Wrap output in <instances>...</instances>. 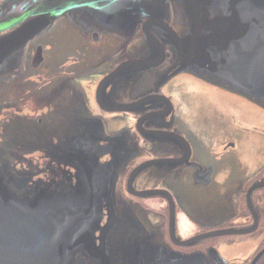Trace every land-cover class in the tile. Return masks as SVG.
<instances>
[{
  "label": "water",
  "instance_id": "obj_1",
  "mask_svg": "<svg viewBox=\"0 0 264 264\" xmlns=\"http://www.w3.org/2000/svg\"><path fill=\"white\" fill-rule=\"evenodd\" d=\"M27 7L21 0H9L0 8V112L10 107L12 78L19 75L6 72L8 63L18 67L19 50L56 20L78 15L87 22V17L94 21L104 16L102 23L114 30L133 24L132 36L140 14L148 16L144 31L151 51L138 61V72L158 73L153 92L161 93L168 73H187L264 109V0H46L35 10ZM170 21L175 27H169ZM40 59L35 58L36 66ZM134 65L128 63L127 69H136ZM142 77L143 87L153 78ZM103 85L97 98L105 109ZM152 95L138 100V113L143 114L139 128L149 143L176 135L147 127L155 106L168 107L164 113L169 110V98ZM80 102L77 123L70 121L72 110L56 101L48 105L47 116L24 122L14 115L5 122L0 141V264H242L214 248L176 250L165 237L166 216L133 199L123 185L131 171L130 193L168 198L173 235L178 231L175 199L159 189H131L137 176L169 160L136 166L143 151L133 128L112 135L104 120L90 118ZM150 104L155 112L147 115ZM40 148L45 149L44 175L35 179V173L17 168L14 155ZM263 254L264 249L252 264Z\"/></svg>",
  "mask_w": 264,
  "mask_h": 264
},
{
  "label": "flooded vegetation",
  "instance_id": "obj_2",
  "mask_svg": "<svg viewBox=\"0 0 264 264\" xmlns=\"http://www.w3.org/2000/svg\"><path fill=\"white\" fill-rule=\"evenodd\" d=\"M7 1L0 0V8ZM45 1L21 0L30 10ZM101 18L105 17L94 21L87 17L85 22L78 15L61 17L19 50L22 63L18 67L8 63L6 72L19 75L12 78L17 93L14 91L10 97V107L0 112V141L8 118L18 115L24 122L37 120L47 116L48 105L54 101L72 110L70 121L77 123L81 100L82 109L90 118L101 117L110 134L133 128L143 151L136 166L148 160H169L155 171L137 176L131 189H159L175 199L178 231L173 235L168 198H140L130 193L127 187L131 171L123 185L133 199L166 216L165 237L176 250L192 253L214 248L227 259L252 264L264 249V109L187 73H168L161 93L153 92L158 73L138 72V61L148 58L151 51L144 31L149 25L148 16L140 14L132 36L129 28L133 24L114 30ZM170 24L175 27L174 22ZM38 55L41 59L36 66ZM166 60L173 67L174 59L168 56ZM133 62L137 68L127 69ZM142 75L153 77L146 87ZM103 82L105 109L97 98ZM152 94L169 98V110L164 113L168 107L155 106L156 113L147 127L176 135L168 134L163 140L149 143L139 128L143 114L138 113V100ZM134 107V111L129 110ZM158 111L163 112L161 116ZM153 112L150 104L146 114ZM22 135H27L26 129ZM16 152L17 168L35 173V179L44 175V148L29 150L23 156ZM149 199L154 200V208L146 205ZM186 241L194 244H180ZM256 264H264V254Z\"/></svg>",
  "mask_w": 264,
  "mask_h": 264
},
{
  "label": "rangeland",
  "instance_id": "obj_3",
  "mask_svg": "<svg viewBox=\"0 0 264 264\" xmlns=\"http://www.w3.org/2000/svg\"><path fill=\"white\" fill-rule=\"evenodd\" d=\"M146 203H147L146 205H148V206H150V207H152V208L155 207V205H154V200H153V199H149V200H147Z\"/></svg>",
  "mask_w": 264,
  "mask_h": 264
}]
</instances>
